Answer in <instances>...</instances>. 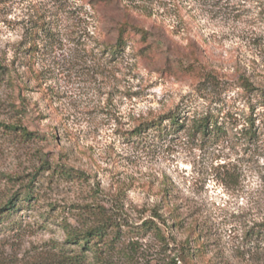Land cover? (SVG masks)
<instances>
[{"label":"rangeland","instance_id":"obj_1","mask_svg":"<svg viewBox=\"0 0 264 264\" xmlns=\"http://www.w3.org/2000/svg\"><path fill=\"white\" fill-rule=\"evenodd\" d=\"M263 94L264 0H0V264H264Z\"/></svg>","mask_w":264,"mask_h":264},{"label":"trees","instance_id":"obj_2","mask_svg":"<svg viewBox=\"0 0 264 264\" xmlns=\"http://www.w3.org/2000/svg\"><path fill=\"white\" fill-rule=\"evenodd\" d=\"M131 30H133L131 28ZM135 32H141L144 36L145 31L136 29ZM128 28L127 25H123L119 29V37L117 42V50L116 52L121 53L127 40V33ZM246 86H251L249 82L246 83ZM264 95V94H263ZM206 120H203L201 122L202 126L204 128L209 127V124ZM16 128V127H15ZM213 128H217V125ZM25 135H29V132L24 131ZM13 207L12 202L8 204V209ZM106 228L104 226H96L88 228L85 232H69V240L71 243H77L81 250L76 251L75 253L68 255V254H62L58 260L59 264H84L88 259V253L93 252L94 257L98 258L100 256V250H101V243H106L105 236H106ZM175 264H178L175 262Z\"/></svg>","mask_w":264,"mask_h":264}]
</instances>
